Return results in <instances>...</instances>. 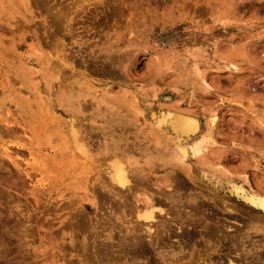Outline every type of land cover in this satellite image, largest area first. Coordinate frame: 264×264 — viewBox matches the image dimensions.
I'll return each instance as SVG.
<instances>
[{
  "label": "rangeland",
  "instance_id": "1",
  "mask_svg": "<svg viewBox=\"0 0 264 264\" xmlns=\"http://www.w3.org/2000/svg\"><path fill=\"white\" fill-rule=\"evenodd\" d=\"M230 183L264 196V0H0V264H264Z\"/></svg>",
  "mask_w": 264,
  "mask_h": 264
},
{
  "label": "bare ground",
  "instance_id": "2",
  "mask_svg": "<svg viewBox=\"0 0 264 264\" xmlns=\"http://www.w3.org/2000/svg\"><path fill=\"white\" fill-rule=\"evenodd\" d=\"M217 118V117H216ZM214 119V118H213ZM163 125H167L170 126L171 129L178 134V136L181 137H185L186 139H189L190 136H192L193 134H195L197 132V124L195 122L194 119L186 117L184 115H172L171 113H167L164 114L163 117L160 119V121ZM78 133V132H77ZM75 135V134H74ZM73 135V136H74ZM78 136V134H77ZM75 137V136H74ZM80 138V137H78ZM77 138V139H78ZM207 137H199L198 140H196L192 145L189 146V149L186 151L183 147L178 146L179 151L181 152V156L183 158H185V156L187 154H189L192 157H198L201 155V153L205 150V142L207 141L206 139ZM73 139V138H72ZM75 141V140H74ZM78 141V140H77ZM72 143V141H71ZM76 143V141H75ZM83 143V142H82ZM78 144V143H76ZM80 144V143H79ZM81 145V144H80ZM72 146V145H71ZM84 146V145H83ZM74 147V146H73ZM72 147V148H73ZM77 147V146H76ZM84 149V147H83ZM81 151H87V150H81ZM179 152V154H180ZM82 154V153H81ZM177 157V156H176ZM180 158V157H179ZM84 159V158H83ZM181 159V158H180ZM85 161V160H84ZM118 164V163H117ZM113 165H116L113 164ZM112 165V171L109 169V176L111 179V182H113L114 184L117 185V187H119L120 189L123 190H129L128 187V180H127V176H125L124 170L122 169V167L119 164V167H114L113 168ZM107 174V173H106ZM105 176V175H104ZM109 180V179H107ZM248 182V181H247ZM142 183V182H141ZM130 188V187H129ZM116 189V188H115ZM139 189V188H138ZM229 190L230 193L235 196L236 198L240 199L243 201V203H245L248 207L264 214V196L259 195L258 193L248 189H246L245 187L238 185V184H234V183H230L229 184ZM121 191V190H119ZM117 192V191H116ZM118 193V192H117ZM121 194V193H120ZM93 195V194H92ZM92 197V196H91ZM95 198V197H94ZM162 199V198H161ZM147 200V199H146ZM144 201V200H143ZM150 201V200H147ZM149 203V202H148ZM146 204V203H145ZM144 204V205H145ZM124 205V204H123ZM71 206V205H70ZM132 206V205H131ZM130 207V206H129ZM135 207V206H134ZM133 207V208H134ZM172 207V206H171ZM124 208V207H122ZM153 206L148 204L145 206H142L138 200L137 202V206H136V215L138 218V222H142L146 225H148L149 223L154 221V211H153ZM120 209V208H119ZM127 211V210H126ZM200 211V210H199ZM128 212V211H127ZM159 212V211H158ZM118 213V212H117ZM120 215V214H119ZM131 215V214H130ZM134 215V214H133ZM156 215V214H155ZM132 217V216H131ZM163 217V216H162ZM120 218V217H119ZM134 219V218H133ZM131 221V220H130ZM195 221V220H194ZM140 222V223H141ZM136 223V221H135ZM134 224V222H133ZM152 224V223H151ZM150 224V225H151ZM140 226V225H139ZM221 226V225H220ZM142 228V227H140ZM168 228V226H167ZM172 228V226H171ZM206 228V227H205ZM163 229V228H161ZM170 229V227H169ZM196 229V228H195ZM210 229V228H209ZM223 229V228H222ZM95 230V229H94ZM93 230V231H94ZM150 233V228L147 229ZM171 230V229H170ZM144 231V230H143ZM169 231V230H168ZM204 231V230H203ZM208 231V230H207ZM211 231V230H210ZM145 232V231H144ZM172 232V231H171ZM170 232V233H171ZM182 232V231H181ZM148 233V232H147ZM176 235V234H175ZM177 236V235H176ZM224 236V235H223ZM222 236V238H223ZM207 237V236H206ZM189 238V237H188ZM108 239V238H107ZM160 239V237L158 238ZM165 239V238H163ZM191 240V239H190ZM212 240V239H211ZM84 241V240H83ZM179 241V239H178ZM137 242V241H136ZM171 242V241H170ZM189 243V242H188ZM222 243V242H221ZM84 244V243H83ZM121 244V243H120ZM125 244V243H124ZM133 244V243H132ZM135 244V243H134ZM109 245V244H108ZM136 245V244H135ZM207 245V243H206ZM236 245V244H235ZM137 246V245H136ZM141 246V245H139ZM157 246V245H156ZM225 246V245H224ZM179 247V246H178ZM211 247V246H210ZM142 248V247H141ZM212 248V247H211ZM124 249V248H123ZM210 249V248H209ZM245 249V248H244ZM180 250V249H179ZM183 250V249H182ZM178 251V250H177ZM196 251V250H195ZM239 251V250H238ZM147 252V251H146ZM196 253V252H195ZM146 254V253H145ZM197 254V253H196ZM242 254V253H241ZM236 255V254H235ZM243 255V254H242ZM245 255V254H244ZM264 255V254H263ZM194 256V255H193ZM240 256V255H239ZM113 257V256H112ZM231 257V256H230ZM178 258V257H177ZM127 259V258H126ZM224 259V258H223ZM226 259V258H225ZM224 259V260H225ZM111 260V259H110ZM113 260V259H112ZM227 260V259H226ZM170 261V260H169ZM221 261V260H220ZM219 261V262H220ZM219 262H217L218 264H220ZM226 262V261H225ZM189 264V263H188ZM227 264V263H226ZM229 264H236L233 263V261H229Z\"/></svg>",
  "mask_w": 264,
  "mask_h": 264
}]
</instances>
